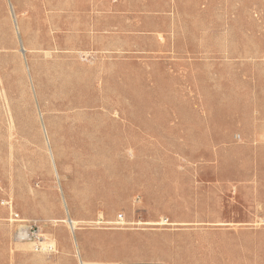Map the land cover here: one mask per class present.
Returning <instances> with one entry per match:
<instances>
[{"label":"rangeland","instance_id":"374dc122","mask_svg":"<svg viewBox=\"0 0 264 264\" xmlns=\"http://www.w3.org/2000/svg\"><path fill=\"white\" fill-rule=\"evenodd\" d=\"M7 1L0 264H264V0Z\"/></svg>","mask_w":264,"mask_h":264},{"label":"built area","instance_id":"2783aa9c","mask_svg":"<svg viewBox=\"0 0 264 264\" xmlns=\"http://www.w3.org/2000/svg\"><path fill=\"white\" fill-rule=\"evenodd\" d=\"M15 221L18 220V215H13ZM122 218V217H121ZM18 241L32 243L37 249L43 251L46 254L56 253V247L53 243L44 241L38 228L34 225H28L21 228L16 236Z\"/></svg>","mask_w":264,"mask_h":264},{"label":"bare ground","instance_id":"6f19581e","mask_svg":"<svg viewBox=\"0 0 264 264\" xmlns=\"http://www.w3.org/2000/svg\"><path fill=\"white\" fill-rule=\"evenodd\" d=\"M9 1V0H8ZM7 1V2H8ZM14 6V5H13ZM23 49H24V47H23ZM25 50V49H24ZM11 131V130H10ZM6 202V201H5ZM9 204V203H8ZM66 222L69 224V226L71 227V229L72 230H75V228H76V226H77V222L75 221V220H73V219H71V218H68L67 220H66ZM161 223V222H160Z\"/></svg>","mask_w":264,"mask_h":264}]
</instances>
